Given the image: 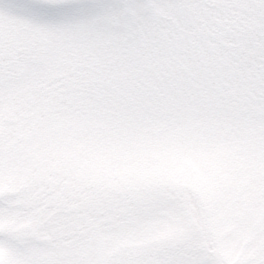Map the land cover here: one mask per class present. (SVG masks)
Returning <instances> with one entry per match:
<instances>
[{
    "label": "snow or ice",
    "instance_id": "obj_1",
    "mask_svg": "<svg viewBox=\"0 0 264 264\" xmlns=\"http://www.w3.org/2000/svg\"><path fill=\"white\" fill-rule=\"evenodd\" d=\"M264 0H0V264H264Z\"/></svg>",
    "mask_w": 264,
    "mask_h": 264
},
{
    "label": "rangeland",
    "instance_id": "obj_2",
    "mask_svg": "<svg viewBox=\"0 0 264 264\" xmlns=\"http://www.w3.org/2000/svg\"><path fill=\"white\" fill-rule=\"evenodd\" d=\"M221 51L236 63L256 62L264 52V25L258 26L254 16L244 15L238 27L220 41Z\"/></svg>",
    "mask_w": 264,
    "mask_h": 264
},
{
    "label": "trees",
    "instance_id": "obj_3",
    "mask_svg": "<svg viewBox=\"0 0 264 264\" xmlns=\"http://www.w3.org/2000/svg\"><path fill=\"white\" fill-rule=\"evenodd\" d=\"M221 45V44H220Z\"/></svg>",
    "mask_w": 264,
    "mask_h": 264
}]
</instances>
